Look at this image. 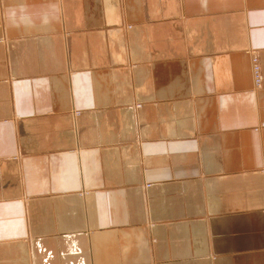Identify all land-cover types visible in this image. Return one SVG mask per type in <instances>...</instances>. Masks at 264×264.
Wrapping results in <instances>:
<instances>
[{
  "label": "crops",
  "instance_id": "crops-1",
  "mask_svg": "<svg viewBox=\"0 0 264 264\" xmlns=\"http://www.w3.org/2000/svg\"><path fill=\"white\" fill-rule=\"evenodd\" d=\"M0 264H264V0H0Z\"/></svg>",
  "mask_w": 264,
  "mask_h": 264
},
{
  "label": "built area",
  "instance_id": "built-area-1",
  "mask_svg": "<svg viewBox=\"0 0 264 264\" xmlns=\"http://www.w3.org/2000/svg\"><path fill=\"white\" fill-rule=\"evenodd\" d=\"M253 80L255 87L259 88L262 85V72L258 58L252 60Z\"/></svg>",
  "mask_w": 264,
  "mask_h": 264
},
{
  "label": "rangeland",
  "instance_id": "rangeland-1",
  "mask_svg": "<svg viewBox=\"0 0 264 264\" xmlns=\"http://www.w3.org/2000/svg\"><path fill=\"white\" fill-rule=\"evenodd\" d=\"M251 73H252V77H253V70H252V60H253V56H255L256 58H257V55H256V53L255 52H251ZM253 84H254V82H253ZM255 87V86H254ZM260 88V87H259ZM255 89H256V87H255ZM258 89V88H257Z\"/></svg>",
  "mask_w": 264,
  "mask_h": 264
},
{
  "label": "bare ground",
  "instance_id": "bare-ground-1",
  "mask_svg": "<svg viewBox=\"0 0 264 264\" xmlns=\"http://www.w3.org/2000/svg\"><path fill=\"white\" fill-rule=\"evenodd\" d=\"M253 58H255V56H253ZM253 82H254V80H253ZM255 86V85H254ZM257 88V87H256Z\"/></svg>",
  "mask_w": 264,
  "mask_h": 264
}]
</instances>
